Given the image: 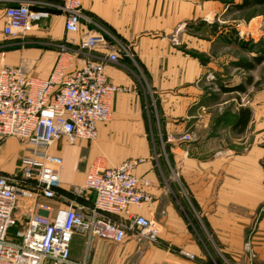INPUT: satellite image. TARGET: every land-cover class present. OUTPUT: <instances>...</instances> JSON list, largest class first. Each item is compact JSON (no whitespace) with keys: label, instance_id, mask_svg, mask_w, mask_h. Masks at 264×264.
I'll use <instances>...</instances> for the list:
<instances>
[{"label":"crops","instance_id":"0c3cea01","mask_svg":"<svg viewBox=\"0 0 264 264\" xmlns=\"http://www.w3.org/2000/svg\"><path fill=\"white\" fill-rule=\"evenodd\" d=\"M24 1L31 3L29 30L4 35L5 10ZM62 1L0 0V68L49 75L54 45L66 35L64 16L55 8ZM262 2L84 0V15L130 56L120 53L118 64L106 67L109 82L122 91L112 97L111 119L98 124L96 139L69 144L62 138L49 149L61 161L58 194L74 197L71 190L83 185L95 161L116 166L141 160L132 172L152 204L133 212L157 223L161 244L198 256V232L188 213L230 258L250 239L264 264V34L255 24ZM241 30L249 36H238ZM72 37L78 41L80 34ZM181 135L189 140L164 146L152 141ZM22 155L16 139L0 143L3 172L15 175ZM74 199L86 207L93 202L88 192ZM66 204L34 193L18 201L16 226L22 228L30 213L52 219ZM74 239L73 259L114 262L113 243L93 237L86 246L83 235Z\"/></svg>","mask_w":264,"mask_h":264},{"label":"built area","instance_id":"2783aa9c","mask_svg":"<svg viewBox=\"0 0 264 264\" xmlns=\"http://www.w3.org/2000/svg\"><path fill=\"white\" fill-rule=\"evenodd\" d=\"M83 2L63 0L55 6L64 16L66 35L54 45L56 58L47 77L28 75L22 67L0 68V143L14 138L23 150L15 175L5 174L0 167V264H87L85 256L71 257L76 234L85 237L86 246L93 237L114 245L129 238L192 260V255L161 244L157 223L133 212L152 204L132 172L141 160L116 166L93 162L83 185L71 190L74 197L92 194L89 207L57 192L61 161L49 149L62 138L69 144L96 139L98 124L111 119L112 97L122 91L109 82L106 67L118 64L120 53L130 56L109 31L84 15ZM30 4L24 1L5 10L4 35L29 30ZM82 24L87 27L84 31ZM76 34H80L78 41L72 37ZM166 140L187 141L189 136ZM34 193L46 199L64 198L66 207L52 219L26 214L24 226L18 228L14 215L18 201L31 200ZM250 247L249 240L244 250Z\"/></svg>","mask_w":264,"mask_h":264},{"label":"rangeland","instance_id":"374dc122","mask_svg":"<svg viewBox=\"0 0 264 264\" xmlns=\"http://www.w3.org/2000/svg\"><path fill=\"white\" fill-rule=\"evenodd\" d=\"M257 12L261 13L259 18L256 19V28L261 29L264 34V0L262 7L257 9ZM243 31V30H241ZM238 36H249L244 30L241 34L240 31L236 32ZM264 50V42H263ZM156 146H164L167 140L163 138H155L152 140ZM19 143V142H18ZM189 222L194 226L196 232V238L199 240L201 250L198 252V256L191 251H183L189 255L193 256V259H187L184 256L178 254L166 253L157 245H151L145 242H136L131 239H127L122 245L113 246L114 262L112 264H260L257 260V255L253 249L251 243V249L244 250V245L242 251L235 255V258H230L223 251L219 249V246L213 241L210 235H205L200 232V229L195 226L194 221L191 216L186 213ZM250 239H247L249 241ZM75 239L72 241L75 245L74 248L78 249V244ZM245 242V243H246ZM244 243V244H245Z\"/></svg>","mask_w":264,"mask_h":264},{"label":"trees","instance_id":"16d2710c","mask_svg":"<svg viewBox=\"0 0 264 264\" xmlns=\"http://www.w3.org/2000/svg\"><path fill=\"white\" fill-rule=\"evenodd\" d=\"M263 3V2H262Z\"/></svg>","mask_w":264,"mask_h":264}]
</instances>
